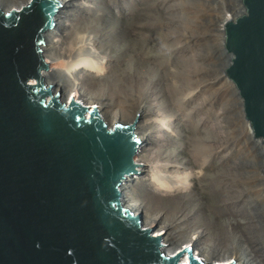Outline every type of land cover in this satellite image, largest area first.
I'll use <instances>...</instances> for the list:
<instances>
[{"label":"water","instance_id":"obj_1","mask_svg":"<svg viewBox=\"0 0 264 264\" xmlns=\"http://www.w3.org/2000/svg\"><path fill=\"white\" fill-rule=\"evenodd\" d=\"M54 4L0 11V264H204L190 248L163 253L123 205L137 125L111 129L95 108H69L46 91L40 46ZM241 4L224 26V73L264 149V0Z\"/></svg>","mask_w":264,"mask_h":264},{"label":"bare ground","instance_id":"obj_2","mask_svg":"<svg viewBox=\"0 0 264 264\" xmlns=\"http://www.w3.org/2000/svg\"><path fill=\"white\" fill-rule=\"evenodd\" d=\"M146 1L152 7L154 0ZM32 2L0 0V11H20ZM141 2L144 5L145 0ZM56 3L53 6L57 12L50 18L55 21V27L42 35L40 46L41 57L55 70L44 73L42 83L49 95L60 93L58 100L69 108L76 103L88 107L89 112L96 108L98 111L95 109L93 114L111 129L116 124L137 125L134 137L140 141L135 160L139 177L132 173L119 187L120 192L128 193L124 207L136 220L145 215L144 222L141 220L142 228L152 232V237L159 241L162 237L163 253L168 256L179 257L190 253L186 249L192 248L193 254L204 264H233L232 261L264 264L263 241L253 215V210L259 212L264 206V173L257 174L260 183L249 179L245 173H230L229 143H218L216 137L208 133L214 130L208 121L207 131L198 130L199 137L194 127L185 123L193 119L192 109L187 110L191 101L198 100V111L203 112L204 98L220 90L223 81L229 83L224 74L228 61L222 78H208L199 83L200 67L193 70V61L186 58L185 50H180L182 45L175 42L177 36L170 31L169 19L159 22L161 26L157 27L155 21L159 17L149 21L154 25L148 23V29L160 32L158 37L157 33L156 36L146 35L145 42L133 34V21L139 18L135 16V11L139 10L137 0H127L125 5L119 0H60ZM106 6H116L117 14L109 17ZM155 8L159 15L165 13L160 7ZM244 12L241 8L239 12L224 14L219 31L224 34L225 24L235 21ZM104 14L109 19L102 26ZM171 34L174 35L171 37ZM136 58L142 67L135 65ZM155 83L158 91L166 96L165 106L155 101L160 109L149 94L156 88ZM134 90L141 94L135 95ZM88 111L85 116L90 119L93 114ZM220 111L210 104L206 113L215 115ZM241 112L244 119L241 121H245L242 107ZM193 125L197 127L195 121ZM215 125L218 132L223 129L220 122ZM245 127L244 136L256 141L246 123ZM159 140L163 143L158 144ZM180 155L187 156L180 160L183 159ZM262 168L264 172V163ZM142 188L152 194L157 205L139 202ZM160 201L165 204L160 205ZM247 225L255 229L246 232ZM235 228L241 230L238 239L230 230ZM239 244L250 253L251 259L237 255L236 245Z\"/></svg>","mask_w":264,"mask_h":264},{"label":"rangeland","instance_id":"obj_3","mask_svg":"<svg viewBox=\"0 0 264 264\" xmlns=\"http://www.w3.org/2000/svg\"><path fill=\"white\" fill-rule=\"evenodd\" d=\"M56 1L60 3V0H56ZM119 2L120 4L122 3L121 5H125L124 3L125 2L127 3V0H124V2L123 0H119ZM147 2L148 1L145 0L144 5H142L141 0H137L136 5L139 7V10L135 11V16L139 18H136V20L133 21L134 23L132 25L133 27L135 26V28H133L132 31L136 37L140 36L139 38H141L142 41H145L143 37L145 38L146 35L156 36V33H157L156 37H158L160 35V32L150 31L148 29L149 28L148 23L150 24L149 21L154 20V18L156 17H159V18H156V20L157 19L158 20L155 21L156 23L155 26L157 27V26H161V23L159 22H164L169 19L168 26H170V31L171 33H174L177 36L175 42L177 44H180V46L182 45L181 46L182 48L180 50L181 51L185 50L186 58L191 59L193 61L191 62V65L194 68L193 70H197V66L200 67L198 71V75H200L199 83L201 81L207 80L208 78L209 79L214 78V77L222 78V76H224L222 73L224 70V65L227 63L226 62L227 56L224 54L223 48H222V43L224 41L223 40L224 34L221 31H219L218 25L220 22V18L224 14L230 13V12L236 13V12H239L241 8L243 9V7L241 6L242 5L241 0H154L153 3L155 4V7H160L162 10H164L165 13L160 14L162 16H160L159 13H157V11L155 10L156 8L153 6L152 2H151L152 7L148 5L149 3ZM102 8H105V7H102ZM107 8H108L107 11H108L109 17L115 16L117 14V12H114L115 10L117 11L116 6H113L112 8L110 7H107ZM142 13L143 15H141ZM147 13L148 14L150 13L149 15L151 17L147 15ZM153 13H154V16L152 18ZM137 14H140V15H137ZM104 16L106 17H105V20L101 21L102 26H105L107 23L106 21H107L108 16L106 14H104ZM175 17L177 18V20L175 19ZM145 20H148V21H145ZM153 23L151 22L150 25L152 26ZM99 25H100V22H99ZM180 30H182V32ZM174 34H171L170 36L172 37ZM193 50H195V52L192 53ZM139 62L140 61L136 58L135 65L142 67L139 65ZM48 66H49L48 70L44 71V73L46 72L51 73L53 70H55L54 66L49 65V64ZM190 72L186 75V78L190 76ZM188 79H193V78L189 77ZM104 83L105 82L103 81V84ZM134 85L136 87V84ZM155 86L156 88L150 90L149 94L153 96L154 104L158 107V109H160V106L166 105V96H164V94H161L158 91V88H157L158 85L156 83H155ZM220 88H221L220 90L216 89L217 91L214 90L213 92H210V94H208V96L204 98L203 102H204L205 111L203 112L198 111V107H199L198 100L191 101L187 106V110L192 109L193 119H188L185 121V123L194 127L195 129L194 133L198 135V137H199L198 130L201 129L202 132L207 131L206 129L207 121L211 123L210 127L214 128V130H208V133L210 135L215 136L218 143H223L224 141H227L229 143V146H230L229 155L231 159L230 160V164H231L230 173H245L247 174L249 179L251 180L257 179L258 182L260 183V180H259L260 177H258L257 174L264 173L263 168H262V164L264 163L263 162L264 161V149L262 148L260 143L253 141L248 136L246 137L244 136V129L246 128L245 121H241L244 119L241 118L242 112H241L240 103L231 85L229 86V83L227 81L226 82L223 81V83L220 85ZM134 94L140 95L141 93H138L137 90H134ZM142 94H145V91ZM158 94H160L161 97L157 96ZM155 101L158 102L160 106H158V104ZM210 104H212L214 108L216 109L220 108L221 109L220 113L219 114L215 113V115L212 113L211 115L206 113ZM193 121L196 122V126L198 128L193 125ZM217 122L221 123L222 128H223L222 130H225L224 133L222 130H220V132L222 133L217 131V127L215 125L217 124ZM177 130L179 132L180 129H177ZM227 134H229L230 136ZM162 143L163 142L159 140L158 144H162ZM186 156L187 155L183 157V155H180L179 158H183L180 160H185ZM136 159H137V155L134 157V161ZM136 172H137V168H136L135 173L133 174L134 177H139L138 173ZM138 199H139V202L144 203L145 205H148V206L149 204L157 205V201L154 199L152 194L144 188L140 189ZM205 202H207V204L209 205L208 201H205ZM159 204L164 205L165 203L160 201ZM250 207L252 208V206ZM144 212L146 214L147 210H145ZM253 213L256 219L254 222L255 224L257 223V226H258L257 229L260 230V237L263 241L262 244L264 246V219H263L264 218V206H261V208L259 209V212L253 210ZM144 216L145 215L143 214V217L141 219L142 222H144ZM231 219L235 220L233 217H231ZM254 229L255 228L253 227L248 228V225H247L246 230L248 231L246 232H252ZM230 230L233 231V236H235L234 238L238 239L241 237V235L239 234L241 233L239 232L241 231L240 229L235 228L234 230L233 229H230ZM150 234H152V232ZM159 239L161 241L162 237ZM201 243H203V241H201ZM236 252H237V255L243 258L251 259L250 253L243 247V245H240V244L236 245Z\"/></svg>","mask_w":264,"mask_h":264},{"label":"clouds","instance_id":"obj_4","mask_svg":"<svg viewBox=\"0 0 264 264\" xmlns=\"http://www.w3.org/2000/svg\"><path fill=\"white\" fill-rule=\"evenodd\" d=\"M96 109V108H95ZM190 250H191V256L195 259V258H197V259H199L196 255H194L193 254V251H192V248H190ZM233 263H235V261H232Z\"/></svg>","mask_w":264,"mask_h":264}]
</instances>
